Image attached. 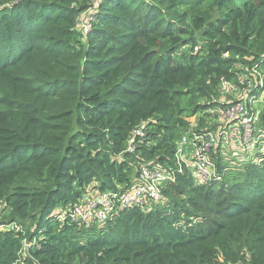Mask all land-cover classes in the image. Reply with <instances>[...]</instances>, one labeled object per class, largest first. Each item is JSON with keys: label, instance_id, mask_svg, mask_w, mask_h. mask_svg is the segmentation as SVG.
<instances>
[{"label": "trees", "instance_id": "1", "mask_svg": "<svg viewBox=\"0 0 264 264\" xmlns=\"http://www.w3.org/2000/svg\"><path fill=\"white\" fill-rule=\"evenodd\" d=\"M263 58L264 0H0V264H264V151L177 172L148 209L69 214L174 167L221 78Z\"/></svg>", "mask_w": 264, "mask_h": 264}, {"label": "built area", "instance_id": "2", "mask_svg": "<svg viewBox=\"0 0 264 264\" xmlns=\"http://www.w3.org/2000/svg\"><path fill=\"white\" fill-rule=\"evenodd\" d=\"M92 17L90 13L82 14L78 26L86 28ZM244 66L246 69L237 72L234 78H221L217 103L190 117L185 132L176 141L174 167L142 162L129 188L116 191L94 188L78 199L69 211L70 217L83 222H100L121 208L148 209L162 197L164 187L175 179L177 172L185 169L197 182L209 183L221 177L215 157L231 164L233 159L238 162L241 155L251 151H264V126L256 125L260 121L256 109L259 110L264 101L263 97L261 103H257L264 95V58ZM143 134L141 126L135 128L126 150L134 152ZM9 228L17 230L18 226L12 222ZM0 229H4V225L0 224Z\"/></svg>", "mask_w": 264, "mask_h": 264}, {"label": "rangeland", "instance_id": "3", "mask_svg": "<svg viewBox=\"0 0 264 264\" xmlns=\"http://www.w3.org/2000/svg\"><path fill=\"white\" fill-rule=\"evenodd\" d=\"M263 97H264V95H261V96H260V99H259L258 102H257L258 104L261 103V100H262ZM261 105H262V106L259 107V110L256 109V113H257V115H258V116L260 115V121H258V122L256 123V125H257L259 128H262V127L264 126V115L262 116V113H263V112H261V111H264V101L261 103ZM260 112H261V113H260ZM227 146H228V144H227ZM246 155H247V154H246ZM218 157H219V156L215 157V160L218 159ZM216 161H217V160H216ZM89 192H90V190H86V191H84L80 197H82L83 195H85V194H87V193H89ZM2 211H3V204L0 202V217L2 216V214H1Z\"/></svg>", "mask_w": 264, "mask_h": 264}]
</instances>
